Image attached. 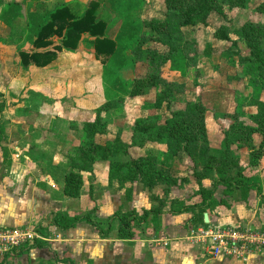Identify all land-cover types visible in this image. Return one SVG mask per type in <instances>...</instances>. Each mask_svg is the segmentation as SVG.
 Returning a JSON list of instances; mask_svg holds the SVG:
<instances>
[{"label":"trees","instance_id":"trees-1","mask_svg":"<svg viewBox=\"0 0 264 264\" xmlns=\"http://www.w3.org/2000/svg\"><path fill=\"white\" fill-rule=\"evenodd\" d=\"M247 1L249 0H161L159 8L155 5L157 8L153 15L143 17L142 29L137 37L133 35V29L130 31V27L127 26L116 37L108 32L112 13L107 6L102 5L103 0H91L79 13L72 10L67 3L47 13L33 11L24 18L26 22H20L26 23V38L31 40L33 45L31 51L24 49L18 51L24 66L49 65L56 59L57 51L62 48L75 49L83 33H89L94 37L96 58L103 62L109 60L116 69L125 65L124 52H129L133 59L134 76L128 95L141 97L144 111H154L136 117L129 138L123 137L124 129L121 127L117 128L115 136L110 138L107 113L111 109L121 107L125 97L119 95L110 98L96 108L94 119L82 123L84 139L74 148L73 155L66 162L51 165L65 171L63 176L65 195L71 198L80 197L84 174L92 171L96 163L102 160L109 161L110 181L117 179L122 185L127 181L140 180L149 189H153L159 183H165V191L168 193L171 186L186 181L184 178L174 176L172 168L168 167L169 160L183 155L189 157L192 162V176L198 184L197 193L201 197L200 202L187 204L179 198L167 202L166 198L156 195L152 197L159 203L145 209L142 214L135 210L118 209L107 218L98 217L96 206L75 215L57 210L41 219L35 226L36 231L45 232L47 227L42 225L44 219L51 220L59 229L71 228L86 221L97 230L100 237L107 238L114 229V223L117 222L119 238L131 242L136 235L135 224H143L150 217L156 218L166 212L178 214L191 211L194 214L193 222L199 220L202 224L208 225L203 217L208 207L229 205L223 198L216 200L215 193L219 186H224L225 192L231 194L239 190L246 192L254 189L264 198L260 182L253 175L246 173L248 166L257 165L264 157V100L252 97L248 101L251 124L238 119L237 114L233 115L236 120L224 129L223 148L220 154L215 153L211 147L206 123L208 109L202 98L198 96L194 100L185 101L184 105H177L178 96L185 94L190 86L196 85L195 79L202 76L200 64L202 67L205 65L201 57L213 54L211 46L202 48L196 38H187L183 29L204 23L212 11L224 15L226 4L244 5ZM18 4L16 0H0V7ZM257 10L262 13L264 4ZM17 14L20 15L19 12ZM125 33H128L127 38L133 36L132 44L124 41ZM230 33L237 35L238 40L248 48V53L243 54L239 49H228L222 53L236 58L242 67L241 74L237 71L228 72L225 81L235 82V85L253 84L264 91V20H248L239 27H233L232 23H223L215 30L214 37L227 40L230 39ZM53 36L59 37L60 43L54 44ZM233 45H237L236 40L233 41ZM189 73H192L193 82L190 79L176 78L178 75L186 77ZM203 85L205 89L208 87ZM216 87L211 85L213 90ZM150 92L153 93V97L146 100L145 96ZM3 110L2 101L0 111ZM78 125L73 124L74 128H78ZM96 137L108 138L100 142ZM3 139L4 135L0 130V143ZM159 145L166 149V156L160 160V164L154 154L133 152V149L142 152L144 149L156 148ZM240 151L242 156L239 154ZM157 165L159 168L157 167L156 171L154 168ZM164 166L168 168L164 169ZM206 178L212 180L211 188L202 184V180ZM129 198L128 193L127 199ZM41 246H48L42 238L25 239L19 245L12 246L0 264H8L10 254L15 256ZM61 261L74 264L70 258H62Z\"/></svg>","mask_w":264,"mask_h":264},{"label":"rangeland","instance_id":"rangeland-1","mask_svg":"<svg viewBox=\"0 0 264 264\" xmlns=\"http://www.w3.org/2000/svg\"><path fill=\"white\" fill-rule=\"evenodd\" d=\"M150 2L158 8L162 4L161 0H150ZM17 3H19L18 6L10 7L4 5L0 9L1 22L10 25L7 29L0 25V102L3 101L4 103V112L0 111V130L4 135V140L0 145V187L3 189L0 196L3 195L4 199L8 202L7 205H9L12 202L9 201L10 193L6 186L9 187L11 184L18 185L20 183L26 184L30 186V188L31 186L38 187L36 179L39 178L41 181H39V184L46 183V186H51V196L52 200L55 202L52 201L53 203L48 209H51V211L62 210L69 215L83 213L85 209L92 208L93 206H96V213L98 216H108V214L110 216L116 209H121L123 211L135 210L138 214H142L145 209L151 207L149 198L153 200V205L159 203V201H157V199L154 200L152 196L157 195L161 198H166L168 202V197H170L169 195H172L173 192L169 194L171 190L168 189L169 192L166 193L165 183H159L153 189H149L146 188L140 180L127 181L122 185L117 179H112L110 181V164L108 160L97 162L92 171L84 174V179L86 178V180L84 181L80 198L77 200L70 199L68 201H59L62 200L63 196L62 191L59 189L60 187L57 188L52 182L48 184L44 180V176L41 175V171L43 168H46V170H50V173L62 172V169L53 168L51 165L52 163L63 162V160L67 161L70 156L73 155L74 148L84 139L81 127L86 119L82 117L81 119L71 120L72 116L68 110L72 102L67 104L65 101V109L63 111L61 107L62 104L58 106L49 98L48 88L52 85V82H44L38 76L36 77L33 71L30 69V71H28V69H25L26 67L19 65L20 57L18 51L22 48L24 49V47L18 48V41L13 40L17 38L18 33L16 26L12 27L10 24L11 20H13V16L23 9L24 2L19 0ZM261 4H264V0H249L244 5L231 6L226 4L224 6V15L212 11L208 14L204 23L195 27H186L183 29L186 37L196 38L202 48L211 46L213 54L208 57H201L203 65H205L202 67V64H200L202 76H198L195 79L196 81L194 80L196 85L190 86L185 94L178 96L179 103H177V105H184L185 101L194 100L198 96L202 98L208 109L206 120L209 136L212 141L211 147L217 154L222 152L224 129L236 120V117L233 115L237 114L239 116L238 119L251 124L252 121L249 117L250 109L247 105L248 101L252 97L264 100V91H262L259 86L253 84L235 85V82L229 83L225 81V76L228 72L232 73L237 71L241 74L242 67L238 64L236 58L233 59L222 53L228 49H239L243 54H247L248 48L242 41L238 40L237 35L234 33H230V39L223 40L215 38L214 32L223 23H232L233 27H239L248 20H264V11L260 13L257 10ZM23 19L24 18L20 19V16H18V21L16 18L18 26H20L19 22ZM12 40L13 45L17 44V46L14 45L5 48L3 44L11 43ZM235 40L237 45L234 46L233 41ZM128 68L127 77L129 78L126 79V82L129 79L132 80V76L134 75L133 65L131 64ZM32 75L37 79L33 80ZM191 76L192 73H189L186 77L178 75L176 78L180 80L190 79V81L193 82ZM103 78L105 79L104 76ZM110 79H108V81L104 80L103 100L121 95L125 97V102L121 107L111 109L107 113L111 125H109L111 134H109L108 137L112 138L115 136L114 133L117 130L115 123L119 121L124 125L125 131L123 132V137L129 138L136 117L138 115L151 114L154 113V111H145V113H142L143 100L139 98L130 100L128 98V89L130 88L129 82H127L128 84L126 85V82L118 79V76L113 81ZM114 82H118L120 86L115 88L116 83L114 84ZM203 84L208 87L205 89ZM211 85H216L217 87L213 90L211 89ZM151 94L153 93L150 92L146 95V100L151 98ZM88 98L91 101L93 100L91 97ZM122 115L124 116V120L121 118L123 117ZM94 116L95 114L92 112L90 114V120L94 119ZM87 118H89V116ZM74 123L79 124V127L74 128ZM67 132L68 134L70 133L71 136L70 139L66 141L65 134H67ZM107 138L96 137V140L104 142ZM165 150L164 146L161 145L159 148L146 149L144 153L156 155L159 161L158 163L160 164V160L166 156ZM133 152L134 154L143 153L140 152L139 149H133ZM239 154L242 156L241 151ZM260 162V166L262 167L264 157L261 158ZM169 163L168 167L172 168L174 176L189 181L185 185H183L184 182H181L178 185L171 186L176 192L175 195L181 196L190 185V195H194L198 190V184L192 176L193 168L190 158L180 155L175 159L169 160ZM175 164L177 166H175ZM157 167L159 168V165H157L154 170L157 171ZM168 167L164 166V169ZM259 169L264 173L263 167ZM246 173L249 175L255 174V171H253L252 166H248ZM257 177L259 179L261 178L258 175ZM100 178L101 181H99ZM262 179H264V176L260 181H263ZM210 180L207 178L203 179L202 184L204 185V183H206L209 186L208 182H210ZM108 185L110 188L107 187ZM46 189L47 188H45V190ZM143 190L144 192H142ZM145 192H147V194ZM90 193H92V196H90ZM128 193L130 194L129 199H127ZM145 194L147 197H145ZM144 198H148L147 202ZM95 200L97 203L94 202ZM180 200L184 201V203L186 202L185 198ZM148 221L147 227L143 224H135L134 229L136 228L135 230H137V237L142 234L148 236L150 234V236L156 237V234L159 235L158 233H161L159 229L157 232L155 229L159 224L158 221L150 219ZM2 227L21 231H34L37 237L42 239H45V237L51 239L54 235L57 236V234H59V231L57 233L55 229L52 231L51 226H47L45 232L42 233L36 231L31 224L22 226H0V228ZM199 228L201 227L197 229ZM195 230L193 231L195 232ZM2 248L3 247L0 246V250ZM0 252H2L0 253L1 261L5 257L6 252L5 249ZM79 257L84 259V256Z\"/></svg>","mask_w":264,"mask_h":264},{"label":"crops","instance_id":"crops-1","mask_svg":"<svg viewBox=\"0 0 264 264\" xmlns=\"http://www.w3.org/2000/svg\"><path fill=\"white\" fill-rule=\"evenodd\" d=\"M20 1L24 2L23 9L20 10V15L15 14L13 20L10 22L12 27L16 26L18 33L17 38H19H14L13 40L18 41V48L23 46L24 50L31 51L33 50V45L31 40L26 38V21L23 19L22 21H25L24 24L21 23L20 26H18L16 21V18L18 20V16H20V19L27 18L33 11L47 13L64 3L69 4L72 10L79 13L85 9L91 0ZM102 5L107 6L112 13V20L108 25V32L114 37L124 31L126 26L128 28L130 27V31L133 29V35L137 37V34H139L142 29L143 17L147 14L153 15L156 10V6L151 4L150 0H103ZM21 15H24V17ZM0 25L6 29L10 26L8 23L1 22V20ZM131 25L133 28H131ZM127 34L128 33H125L124 41L132 44L134 38L133 36L127 38ZM93 38L91 34L83 33L75 49L62 48V50L57 51L56 59L44 67H38L33 64L24 66L21 61H19V65H23L28 71H33L36 77L38 76L44 82H52V85L48 88L49 98L58 106L62 104L61 107L63 111L65 109L64 102L66 101L67 104L72 102L68 110L72 116L71 120L81 119L82 117L86 120H90V114L106 101L103 100L104 80L108 81L111 77L110 80L113 81L118 76V79L126 82V79L129 78L127 77L129 71L128 67L131 64L134 67L133 59L127 51L124 52L126 63L118 69L113 67L109 60L103 62L101 59L96 58ZM13 40L11 43L3 44L5 48L14 45L17 46V44L13 45ZM52 40L54 44L60 43V38L57 36H53ZM52 47L53 45L50 46V48ZM34 79L37 78L33 76V80ZM131 81L130 79L127 80L130 85ZM127 82L126 85L128 84ZM115 83V88L120 86L118 82H114V84ZM151 95L150 97L152 98L153 94ZM88 97H91L93 100L91 101ZM128 98L130 100H135L137 98L142 99L137 96H129ZM141 112L145 113L143 109ZM88 116L89 118H87ZM121 118L124 120V116ZM76 121L79 122V120ZM115 124L116 128L121 127L124 129V125H122L121 122L118 121ZM70 136L71 134L67 132V134H65V140L67 141V139H70ZM210 143H212L211 139ZM159 147H161V145L156 148ZM145 150L146 149L142 152L144 153ZM63 162H66V160H63ZM60 163L61 162L52 163V166L59 165ZM262 163V167L264 168V162ZM260 164L261 162L252 166L255 174L250 175H253L254 178L260 182L264 190V179L260 181L264 176V173L259 169L262 168ZM64 173L65 171L63 170L59 173H50V170H46V168H43L41 171L44 180L48 184L52 182L57 188L60 187L59 189L62 193ZM256 174L261 178L259 179ZM36 180L39 188L36 186H31L30 188V186L20 183L18 185L11 184L9 187L6 186L10 193L9 201L12 203L7 205L8 202L4 199V196H0V226H22L31 224L33 228H35L37 223L43 219L46 214L57 211L48 209L49 206L55 202L52 200L51 186H46V183L39 184V178ZM85 180L86 178L84 181ZM99 181H101V178ZM188 182L189 181L186 180L183 185ZM208 184L209 186L204 183V186L211 188L212 181L210 180ZM107 187H109V185ZM190 187L191 185L181 196H176L175 190L171 187L169 194H171V192H173V194L169 195L170 197H168V199L170 200L174 197L179 199L185 198V203L187 204L200 202L201 197L197 191L194 195H190ZM45 188L47 189L45 190ZM2 190V187H0V193ZM142 192H144V190ZM145 193L147 194V192ZM146 194L145 197H147ZM78 198H71L63 193L62 200L59 201H68L70 199L77 200ZM215 198L216 200L223 198L229 205L220 204L208 207L203 213L204 221L205 214H208V221H205L208 225L202 224L199 220L193 222L192 217L194 214L191 211H184L178 214L166 212L163 213L162 216L149 218L150 220L159 222L158 226L155 228L156 232L158 229L161 232L158 233L159 235L156 234V237H154L150 236V234L149 236L142 234L137 237V230H135L136 235L131 242L119 238L117 222L114 223V229L109 237L102 238L97 230L86 221L71 228L59 229L53 225L51 220L44 219L42 225L44 227L51 226L52 231L55 229L57 233L59 231V234H57V236L54 235L51 239L45 237L44 240L47 242L48 246L34 247L15 256L9 255L8 264H71L70 262L61 261L62 258H70L74 264H264V255L255 253L245 258H235L223 254L210 256L205 245L192 238L193 230L198 227L235 225L264 229V198H262L256 190L250 189L246 192L239 190L231 194L225 192L224 186H219L216 190ZM147 200L148 198L145 201L147 202ZM94 202L97 203L96 200ZM149 204L152 207L153 200L150 198ZM117 210L118 209L115 211ZM112 214H110V216ZM98 217L107 218L109 214L108 216L102 215ZM148 223L149 221L144 222L143 225L146 226ZM79 256H84V259Z\"/></svg>","mask_w":264,"mask_h":264},{"label":"built area","instance_id":"built-area-1","mask_svg":"<svg viewBox=\"0 0 264 264\" xmlns=\"http://www.w3.org/2000/svg\"><path fill=\"white\" fill-rule=\"evenodd\" d=\"M37 237L33 231L0 228V246L5 252L19 245L25 239ZM192 238L205 245L210 256L223 254L235 258H245L250 254L264 255V229L243 226L201 227ZM5 246V247H4ZM2 253V252H0ZM12 255V254H11Z\"/></svg>","mask_w":264,"mask_h":264},{"label":"water","instance_id":"water-1","mask_svg":"<svg viewBox=\"0 0 264 264\" xmlns=\"http://www.w3.org/2000/svg\"><path fill=\"white\" fill-rule=\"evenodd\" d=\"M205 221H208V214H205Z\"/></svg>","mask_w":264,"mask_h":264}]
</instances>
